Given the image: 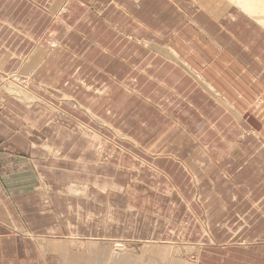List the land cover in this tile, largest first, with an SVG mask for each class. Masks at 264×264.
Masks as SVG:
<instances>
[{
    "label": "crops",
    "instance_id": "1",
    "mask_svg": "<svg viewBox=\"0 0 264 264\" xmlns=\"http://www.w3.org/2000/svg\"><path fill=\"white\" fill-rule=\"evenodd\" d=\"M235 1L0 0V264H264V26Z\"/></svg>",
    "mask_w": 264,
    "mask_h": 264
},
{
    "label": "rangeland",
    "instance_id": "2",
    "mask_svg": "<svg viewBox=\"0 0 264 264\" xmlns=\"http://www.w3.org/2000/svg\"><path fill=\"white\" fill-rule=\"evenodd\" d=\"M11 81L13 84L15 83V82H13L15 80L11 79ZM27 84H28V82H27ZM27 84H26V86H27ZM258 102H259L258 104H260V106H261V104L264 102V98H259ZM116 241L117 242L110 243V244L109 243H100L99 244L100 249L105 250V255H107L106 264H111V263L113 264V262H115V260H119L121 257H124L125 258L124 261H126L128 259V257L130 256V252H133V251H131V248H132L131 245L126 246L127 245L126 243H128L127 241H125V240H116ZM182 250H184V249H182ZM118 264H120V263H118ZM126 264H130L129 260H128V262H126Z\"/></svg>",
    "mask_w": 264,
    "mask_h": 264
},
{
    "label": "bare ground",
    "instance_id": "3",
    "mask_svg": "<svg viewBox=\"0 0 264 264\" xmlns=\"http://www.w3.org/2000/svg\"><path fill=\"white\" fill-rule=\"evenodd\" d=\"M236 1H241V0H236ZM244 1L248 2V5H245V7L247 9L244 8V10L247 13L252 14V15L260 14L259 15L261 17L260 23L264 26V18H262V16H264L263 15L264 14V1H262V0H244ZM258 2H260V3H258ZM236 4L240 5V3H237V2H236ZM253 6H255V7H253ZM90 243H91V241H90ZM180 248L187 250V249H190V248H193V247L192 246H187V245H181L180 247L179 246L177 247V250L180 251Z\"/></svg>",
    "mask_w": 264,
    "mask_h": 264
}]
</instances>
